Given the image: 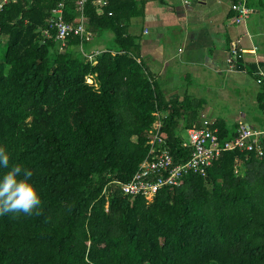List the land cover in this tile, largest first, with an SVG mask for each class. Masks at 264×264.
I'll return each instance as SVG.
<instances>
[{
    "label": "trees",
    "instance_id": "trees-1",
    "mask_svg": "<svg viewBox=\"0 0 264 264\" xmlns=\"http://www.w3.org/2000/svg\"><path fill=\"white\" fill-rule=\"evenodd\" d=\"M59 1L76 21L75 0H8L0 10V147L32 171L41 197L38 215H0V264H264V152L224 151L151 199L124 194L154 112L167 110L169 150L187 157L184 103L163 102L139 59L126 31L141 13L134 0L84 5L86 28L112 34L95 63L78 35L62 46L53 28L42 33Z\"/></svg>",
    "mask_w": 264,
    "mask_h": 264
},
{
    "label": "crops",
    "instance_id": "crops-1",
    "mask_svg": "<svg viewBox=\"0 0 264 264\" xmlns=\"http://www.w3.org/2000/svg\"><path fill=\"white\" fill-rule=\"evenodd\" d=\"M134 1L141 13L128 20L126 31L138 38L139 59L163 102L184 103L177 110L180 135L191 119L219 123L228 137L242 122L264 128L263 90L253 74L257 66L264 68V0H246L251 12L240 23L230 0ZM88 31L90 38L79 45L84 55L104 50L112 40L111 32ZM232 49L238 55L235 68L227 63Z\"/></svg>",
    "mask_w": 264,
    "mask_h": 264
},
{
    "label": "built area",
    "instance_id": "built-area-1",
    "mask_svg": "<svg viewBox=\"0 0 264 264\" xmlns=\"http://www.w3.org/2000/svg\"><path fill=\"white\" fill-rule=\"evenodd\" d=\"M7 1L0 0V10ZM87 1L75 0L79 13V20L76 21H66L63 18V2L59 1L52 9L53 15L48 19V26L42 30V33L48 35V29L53 28L62 46L70 35H78L81 39L90 38L91 32L86 29L84 19V5ZM105 2V0H91L95 7H102ZM230 8L234 12V20L237 23L245 21L251 12L246 0H230ZM98 52H88L85 56L93 62ZM237 60V50L232 49L227 58L229 67L235 68ZM253 74L264 96V68L257 66ZM88 81L92 80L88 79ZM154 114L156 118L151 123L147 134V154L131 178L120 183L124 194H140L151 199L160 188L178 184L189 172L205 173L212 161L224 151L253 152L257 156H261L264 152V128H253L242 122L237 125L236 132L230 138L220 139L214 121L204 118L197 125L187 129V140L184 139V146L189 149V152L184 160H177L171 154L162 131L164 115L158 111Z\"/></svg>",
    "mask_w": 264,
    "mask_h": 264
},
{
    "label": "clouds",
    "instance_id": "clouds-1",
    "mask_svg": "<svg viewBox=\"0 0 264 264\" xmlns=\"http://www.w3.org/2000/svg\"><path fill=\"white\" fill-rule=\"evenodd\" d=\"M33 173L20 163H10L8 152L0 147V215L19 212L38 215L41 205Z\"/></svg>",
    "mask_w": 264,
    "mask_h": 264
},
{
    "label": "rangeland",
    "instance_id": "rangeland-1",
    "mask_svg": "<svg viewBox=\"0 0 264 264\" xmlns=\"http://www.w3.org/2000/svg\"><path fill=\"white\" fill-rule=\"evenodd\" d=\"M0 39H2L1 41H3L4 40V37L1 36ZM180 122H181V120H180ZM178 131H179V129H178ZM180 133L184 137V139L187 140V129L185 127H183L182 129H180Z\"/></svg>",
    "mask_w": 264,
    "mask_h": 264
}]
</instances>
